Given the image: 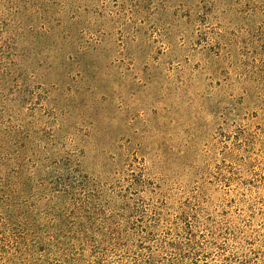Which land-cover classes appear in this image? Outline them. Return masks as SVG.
I'll list each match as a JSON object with an SVG mask.
<instances>
[{
    "label": "rangeland",
    "instance_id": "1",
    "mask_svg": "<svg viewBox=\"0 0 264 264\" xmlns=\"http://www.w3.org/2000/svg\"><path fill=\"white\" fill-rule=\"evenodd\" d=\"M0 264H264V0H0Z\"/></svg>",
    "mask_w": 264,
    "mask_h": 264
}]
</instances>
